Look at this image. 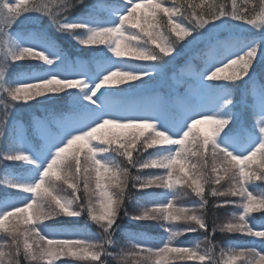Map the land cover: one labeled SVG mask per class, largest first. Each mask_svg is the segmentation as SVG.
Masks as SVG:
<instances>
[{
    "label": "snow or ice",
    "instance_id": "6c2138e0",
    "mask_svg": "<svg viewBox=\"0 0 264 264\" xmlns=\"http://www.w3.org/2000/svg\"><path fill=\"white\" fill-rule=\"evenodd\" d=\"M78 2L83 3L84 0H58L56 11H53L52 7L43 0H31V2L29 0H15V2L0 0V97H5L0 100V104L4 107L0 115V137H5L6 130L8 132L6 139L18 136V130L9 127L13 102L27 103L48 92H60L64 89L76 88L83 92L89 87L84 79H61L55 76H50L39 83H25L14 87L8 82L7 77L11 66L24 60H42L49 67L56 66L58 72L64 70L63 65H57V60L61 55L60 51L55 43L47 38H41L39 47L36 48L18 47L12 44L11 27L25 13L48 16L57 26L58 31L73 35V38L77 39L81 45L97 42L107 44L108 50L114 53L115 57L130 56L137 61L155 62L147 64L149 66L160 64L165 61L166 57L175 59L180 55L176 51L178 40H182L184 36H192L185 49L190 51L194 47L203 45L201 53L204 68L193 74L191 79L195 86L186 95L173 96L171 99L156 96L145 103L128 105L116 104L111 97L105 96L103 104L96 105L94 97L102 92L101 89H104L105 85L136 80L144 81L145 79L142 78L147 79L153 75L151 71H124L119 63L111 58L105 61L100 73L108 74L103 75L101 82L95 84L91 94L85 97L90 104L96 106L60 121L61 135L50 138L48 141L49 150L54 151V158L46 169L42 170L39 181L30 183L6 179L0 183L6 189L0 192V229H4L10 217L22 212L20 210L33 209L32 216L26 218L25 221L30 226L24 229L23 241L21 242L20 237L15 235L16 229L14 228L11 235L12 244L8 246L11 251H5V246L0 245V264H22V259L28 260L30 264L33 261L37 264L40 261L53 264V258H58L65 252L73 257L83 255L87 258L90 256L91 261L98 262V264H107L109 258L116 260L117 264H134V261L135 264H141L137 259L141 253L146 254L145 259L178 253L188 258L198 259L202 264H220L215 256L217 245L208 234V224L203 215H199L197 209L188 208H180L176 214H173L170 211L173 207L170 201L157 203L156 207H142V211L131 216V219L168 222L182 219L188 224L195 225V227L187 228L186 232L204 230L207 234L205 236L208 243L207 249L200 250L199 245L195 248L173 246L174 240L183 233L161 223L160 226L169 235L159 248L129 240L127 242L131 245L130 247L121 248L119 254L112 251L114 247H117L114 235L118 228L119 212L126 200H133L129 182L131 181V188L140 190L153 187L172 190L174 188L173 175L177 173V169L183 173L184 183L192 188L196 196L200 198L201 209L208 205L203 185L211 182L219 185L227 174L232 172L231 189L228 192L212 189L210 195L212 197H236V200H227L223 205L218 203L216 207L231 205L242 211L240 214H233L232 219L227 223L214 224L212 232L214 234L219 230L223 233H240L264 240V229L257 230L250 222L253 217L252 213L264 212V207H261L264 205V196H259L249 190L246 183L253 178V173L245 171V165L257 157V153L252 155L258 147L255 145L264 144V84L259 83L258 78H253L256 66L261 56L264 55V36L259 39L230 36L222 40L218 31L223 25L217 24L225 18H230L241 24L249 25L253 29H260L259 33H264V0H258L251 11L246 6L248 0H245V5L238 4L237 0H231V10L216 3L200 5L201 9L207 8L206 19L203 11H195L198 6L191 2L187 4L174 2L172 6L165 7L163 6L164 0H147L143 5L136 0H97L90 10V15L96 19L100 13L108 17L118 16V23L113 26L66 23L68 14ZM141 7L149 12L150 19H146L148 28L157 24L156 14L158 12L168 17L163 30L157 29L155 32L147 30L145 23L135 18V14ZM175 15L187 19L191 27H184L183 20L174 22ZM126 24H130L133 29H139V32H130L125 36ZM206 25L215 27L213 31L203 36L194 37L192 35L196 29L205 28ZM77 30L86 33V38L74 35ZM172 33H175L178 39H172ZM113 36L116 39L111 41L104 39V37ZM125 41L128 43L126 44ZM149 44L155 47H149ZM48 52L53 53L56 59L49 58ZM174 52L176 55H173ZM218 70L224 71L218 72ZM229 70H231L230 75H222ZM233 70H235L234 74ZM246 78L251 84L248 94L252 98L254 116L252 129L243 130L245 139L241 142L240 133L236 132L233 127H229L236 116L231 111L234 101L230 98L228 84L208 82H242ZM49 81L51 83H47ZM29 85L38 87L28 89ZM160 109H165L177 115L178 118L163 127L150 122L153 114ZM207 121L216 122L215 127L210 124L211 134H202L201 139L193 130ZM106 128L131 131L113 132L108 137L100 135L101 131ZM225 129L227 131H224ZM38 131L45 138L51 135L48 124L44 122H38ZM145 131L148 132L147 135ZM190 136L197 144L196 151L191 153L192 156L197 157L195 161L189 159L184 147ZM94 140H98L99 144H93ZM82 143L83 147L77 149L72 159H69L66 154L73 149V146ZM95 145H103L105 150H115L123 157L127 166L114 167L102 162L98 159L102 153L94 147ZM158 145L161 146L160 148H175V151L170 156L150 159L144 163H141L138 158H133V151L142 154ZM2 147L3 145L0 146ZM84 148L87 150L84 151ZM260 156V166L264 168V155L260 154ZM7 161L35 163L27 153L18 150L0 153V164ZM209 166L208 175H203L201 170ZM133 168L137 169V172L154 168L163 169L164 172L142 179L140 175L132 174L131 169ZM37 170H40L38 165ZM221 172L224 175H220ZM254 178L264 180V172ZM106 179L112 182L107 183ZM61 181L71 190L70 199L56 190L57 182ZM7 189H18L19 191L10 193ZM176 195L175 193L173 198ZM97 198L100 199L99 207L96 204ZM44 201L49 202L51 208L55 209L59 216L86 215L95 221L103 229V243H93L84 238L75 237H46L40 231L39 226L44 224V220L52 219L40 208ZM22 204H26V207H22ZM12 209H15V212ZM125 215H127L126 210ZM29 238L34 243H29ZM73 248L83 251L78 253L72 251ZM237 258L241 259L242 264H264V251H257L255 247L230 249L226 264H235Z\"/></svg>",
    "mask_w": 264,
    "mask_h": 264
},
{
    "label": "trees",
    "instance_id": "16d2710c",
    "mask_svg": "<svg viewBox=\"0 0 264 264\" xmlns=\"http://www.w3.org/2000/svg\"><path fill=\"white\" fill-rule=\"evenodd\" d=\"M15 2V0H10ZM31 2V0H29ZM44 3L49 4L53 11H56L58 0H43ZM144 1V3H146ZM187 4L188 2L196 4L198 7L195 9L197 12L203 11L204 18H207V8L201 9L200 5H207L209 3H216L218 5H224L227 10H231V0H164L163 6L170 7L173 3ZM238 4L245 5V0H237ZM97 0H84L83 3H77L76 6L68 14L66 23H86L90 26H96L94 22H100L103 25H110L112 23H118V16L108 17L103 13L98 14V19L90 15V10ZM258 3V0H248L246 6L253 9V6ZM142 5V4H141ZM188 11H192L188 9ZM135 18L139 19L142 23H145L147 30L155 32L157 29L163 30L164 23L168 17L162 12L156 14L157 24L148 28L146 19H150L149 12L145 8L141 7L135 14ZM174 22H180L183 20L184 27H191L187 19H183L178 15L173 17ZM217 24H222L223 27L218 31L220 39H226L230 36L245 37V38H256L259 39L264 36V33H259L260 29H253L249 25L241 24L240 22L233 21L230 18H225ZM127 31L125 36L130 32H139V29L131 28L130 24L125 25ZM214 25H206L205 28L196 29L192 35L194 37L203 36L214 29ZM79 38H86L82 30H77L74 34ZM141 35H143L141 33ZM10 37L14 46L23 47L22 40L27 38H33L41 41V38H47L48 40L55 43L56 48L60 51L61 56L65 59L66 64L69 62H79L86 66L89 76H97V67L102 66L105 61L112 58L111 52L108 50L107 44H101L99 42L95 44L81 45L77 39L73 38V35L68 33L60 32L57 30V26L53 21L46 15L38 13L28 14L25 13L19 20H17L11 27ZM172 39H178L175 33L171 34ZM105 40H114L113 37H104ZM192 39V36H184L182 40H178L176 45V51L180 53L175 59L172 57H166L165 61H162L158 65H147L155 62L151 61H137L130 56L121 57L126 67L133 69V72L140 71H151L153 75L150 78H142L144 81H127L126 83H111L105 85L104 89H101V93L94 97L96 105H99L100 100H104L105 96L111 97L112 101L120 105H128L131 103H144L152 97L160 96L167 99H171L173 96H183L188 94L190 89L194 85V81L191 79L192 75L196 71L204 68V59L202 58L201 49L203 45L194 47L190 51L185 49L187 42ZM128 43L127 41L125 42ZM142 43V41H139ZM149 47L154 48L155 45L149 44ZM130 47V45H129ZM176 55V52L173 53ZM48 65L42 60H24L11 66L7 80L14 87L19 85V81L25 76L33 74H43L48 71ZM231 70L222 75H230ZM258 78L259 83L264 84V55L261 56L256 69L255 77ZM119 80V78H116ZM179 79L180 83L176 81ZM93 83H100L101 80L96 79ZM208 83L212 84H228V91L230 92V98L234 101V106L231 111L235 113V120L229 127H233L236 132L240 133L239 139L241 142L244 141L245 135L243 130L252 129L253 125V106L252 98L248 94V90L251 84L248 82V78L242 82H226V81H211ZM95 84L89 85L83 92L73 88L64 89L60 92H48L42 97H37L34 100H30L27 103L13 102L14 106L11 108V117L9 127L18 130V136L15 138H8V132L5 131V137H0V153L9 151H21V133L24 135L25 143L28 146L30 152L35 156H30L35 161L34 164H27L21 161L12 162L7 161L0 164V183L4 180H12L17 182H28L33 179L36 174V156L44 155L49 151L48 141L50 138H55L61 135L60 121L64 118H69L79 112L86 109L95 107L96 105L90 104L85 98L91 94L94 90ZM215 87V86H214ZM5 97H0V100ZM4 111L3 104H0V115ZM178 116L162 109V121L170 123L177 119ZM38 122L47 123L50 128V137L45 138L39 134ZM131 130H113L110 128L103 129L100 135L105 137L110 136L113 132H128ZM139 131V130H136ZM224 131H227L225 129ZM196 133V131H195ZM148 132L145 131V135ZM202 134H211V130L208 132L198 131L196 135L202 139ZM93 144H99L98 140H94ZM191 145V147H189ZM115 146V145H113ZM101 151V155L98 156L102 162L114 166V167H126L127 163L115 150H105L103 145H95ZM156 148L149 149L147 152L140 154L139 152L133 151V158L139 159L141 163H144L150 159H158L166 156H170L174 153L175 148ZM185 149L188 152L189 159L195 161L196 156H192L191 153L196 151L197 144L190 136L189 140L185 143ZM79 149V148H77ZM68 155L69 159L76 153ZM87 149L84 148V151ZM261 156L257 153V157L251 163L245 165V171L253 173V178L250 179L246 186L249 190L259 196H264V180L255 179V176H259L264 172V168L260 166ZM218 163V162H216ZM203 175L207 176L210 171V166L201 170ZM238 171V170H237ZM133 175H140L142 179H147L153 174H163V169H143L137 172V169H131ZM191 174V173H190ZM220 175H224L223 172ZM183 173L179 172L173 175L174 188L172 190L166 188H149L140 190L138 188H131V181L129 182V188L132 192L133 200H126L124 207L120 210L117 217L118 228L115 231L114 239L117 242V247H114L112 251L116 254L120 253L121 248L130 247L127 241L131 240L136 243L144 244L153 248H159L168 239V232L161 227V223L167 225L170 229L181 231L183 234L177 237L173 246H186L195 248L199 245L200 250L208 248V243L205 240L204 230H198L196 232H186L185 230L189 227H195L194 224H188L181 220H174L172 222L161 221V220H148V221H137L131 219V216L139 214L142 211V207H156L158 202H166L170 199L173 207L170 211L173 214L177 213L180 208L197 209L199 215H203L205 221L208 224V234L211 236L217 247L215 249V256L220 261V264H226L228 260L229 250H239L241 248L255 247L257 251H264V240L259 238L249 237L240 233H223L217 230L214 234L212 228L214 224L227 223L232 219L233 214H240L241 209L235 208L231 205L216 207L219 203L224 204L227 200H236V197L225 196V197H212L210 192L212 189L218 191L228 192L233 183V173L229 172L225 179L221 181L219 185L214 182L204 184L205 196L208 198V205L201 209V201L192 188L188 187L184 183ZM214 180V176H213ZM107 183H111L110 179H106ZM6 189L0 184V192ZM56 190L67 198L72 197L71 190L67 188V185L62 181L57 182ZM10 193L19 191L18 189H7ZM177 194L175 198V193ZM82 195V193H81ZM97 207H99L100 199H96ZM125 210L127 215H125ZM15 212V210H13ZM33 209H28L27 212L16 213V215L10 217L6 221L4 229H0V245L5 246V251H11L8 246L12 244V230L15 228V235L19 236L21 242L25 235L24 229L29 227L26 218L32 216ZM250 220L251 224L255 229H264V212L252 213ZM44 224L40 225V231L46 237L49 234L54 233L55 235H62L63 238L75 237L84 238L93 243H103V229L95 221H92L86 215L80 217H67L61 215L52 220H44ZM103 223V222H102ZM115 227V225H114ZM7 229V231H5ZM29 243H34L29 238ZM111 250V249H110ZM72 251L82 253V249L73 248ZM144 253H141L137 258L141 264H202L201 261L195 258H188L186 255L178 253H169L166 257L153 256L145 259ZM103 259V257H102ZM22 264H30L28 260L22 259ZM31 264H37L33 261ZM39 264H45L44 261H40ZM53 264H98V262L91 261L90 256L85 258L83 255L73 257L70 253L53 258ZM107 264H117L116 260L109 258ZM135 264V261H134ZM235 264H242L241 259L237 258Z\"/></svg>",
    "mask_w": 264,
    "mask_h": 264
},
{
    "label": "rangeland",
    "instance_id": "374dc122",
    "mask_svg": "<svg viewBox=\"0 0 264 264\" xmlns=\"http://www.w3.org/2000/svg\"><path fill=\"white\" fill-rule=\"evenodd\" d=\"M144 1L146 0H136V2L140 3V4H144ZM95 24H101L100 22H94ZM117 23H112L110 25H103V26H113ZM114 39H116V37H114ZM23 42V47H39V44H40V41L39 40H36V39H33V38H27L26 40H22ZM126 42V41H125ZM43 50V49H42ZM49 58H52V59H56V56L51 53V52H48L47 53ZM111 59L116 61L117 63H119V66L122 70L124 71H134L133 69L131 68H128L126 67L125 63L123 62V59L121 57H115L114 53L111 52ZM57 65H63L64 66V70L63 71H56V66H53V67H48V71H46L45 73L43 74H33V75H30V76H25L24 78H22L20 81H19V84H25V83H39V82H42L43 80L49 78L50 76H55L57 78H61V79H74V78H80V79H84L86 81V83L88 85H92V84H95L93 83L94 81H97L96 79L99 78V81L102 80V77L103 75H106L108 73H100V69L102 66H98L96 71H97V76H89L88 75V71H87V68L84 64L82 63H79V62H75V63H72V62H69L66 64L65 62V59L62 58V56L60 55L59 59L57 60ZM99 73V74H98ZM189 75H192V73H189ZM176 81L178 83H180L179 79H176ZM99 101V105H102L103 104V101L104 100H100L98 99ZM148 100L144 101L147 102ZM150 122H153V123H156L158 126L160 127H163L164 125L168 124V123H165L162 121V109L156 111L153 116H152V120ZM211 125L208 124V123H202L200 125L197 126V129H194L193 131L196 133L198 131L200 132H208L211 130ZM20 138H21V150L22 152L24 153H27L29 156H35L33 155L30 150L28 149V146L26 145L25 143V139H24V135L21 133L20 135ZM255 146H259L258 143L255 145ZM83 147V143L81 145H75L73 146V149L68 153L66 154L67 156L70 155L71 153H74L75 150L77 148H81ZM54 158V151H47L44 155H41V156H36V159H37V163H36V174L35 176L33 177V179L31 181H28L30 183H35V182H38L40 177L42 176V170L43 169H46L47 165L51 162V160ZM37 165L39 166V171L37 170ZM31 199V197H30ZM170 201V199H168L166 202ZM161 202H164V201H161ZM164 202V203H166ZM160 203V202H158ZM22 207H26V204H22L21 205ZM15 210V209H12V211ZM63 238L64 236L62 235H55L54 233H51L49 234V238Z\"/></svg>",
    "mask_w": 264,
    "mask_h": 264
},
{
    "label": "clouds",
    "instance_id": "9594fccd",
    "mask_svg": "<svg viewBox=\"0 0 264 264\" xmlns=\"http://www.w3.org/2000/svg\"><path fill=\"white\" fill-rule=\"evenodd\" d=\"M224 70H218V72H223ZM233 70V74H234ZM47 83H51V81L47 82ZM34 87H38V86H32L29 85L27 86L28 89H32ZM207 123L211 124L213 127H215V123L214 121H207ZM256 153H260L261 155H264V144H261L257 147L256 152H254L252 155H256ZM31 207V206H29ZM261 207H264V205H261ZM40 208H42L45 213H47L49 215L50 219H54L56 217H59V214L55 211V209L51 208L50 203L47 201L42 202V204L40 205ZM22 212H27V209H22L20 210Z\"/></svg>",
    "mask_w": 264,
    "mask_h": 264
}]
</instances>
